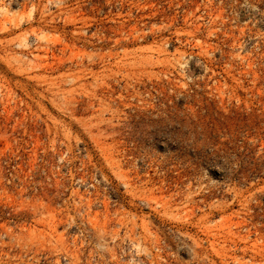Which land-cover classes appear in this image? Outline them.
Listing matches in <instances>:
<instances>
[{
	"label": "rangeland",
	"instance_id": "1",
	"mask_svg": "<svg viewBox=\"0 0 264 264\" xmlns=\"http://www.w3.org/2000/svg\"><path fill=\"white\" fill-rule=\"evenodd\" d=\"M0 264H264V0H0Z\"/></svg>",
	"mask_w": 264,
	"mask_h": 264
}]
</instances>
